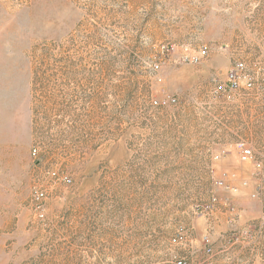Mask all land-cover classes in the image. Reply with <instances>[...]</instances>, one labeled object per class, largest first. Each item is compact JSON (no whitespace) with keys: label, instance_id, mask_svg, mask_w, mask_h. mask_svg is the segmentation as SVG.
<instances>
[{"label":"rangeland","instance_id":"obj_1","mask_svg":"<svg viewBox=\"0 0 264 264\" xmlns=\"http://www.w3.org/2000/svg\"><path fill=\"white\" fill-rule=\"evenodd\" d=\"M240 141L264 161V0H0V264H264Z\"/></svg>","mask_w":264,"mask_h":264},{"label":"built area","instance_id":"obj_2","mask_svg":"<svg viewBox=\"0 0 264 264\" xmlns=\"http://www.w3.org/2000/svg\"><path fill=\"white\" fill-rule=\"evenodd\" d=\"M208 53V47L207 46H202L198 52L197 55L192 56L189 60L192 63H199L201 61V59L206 56ZM234 77V76H233ZM155 103L157 105L160 106H166V105H170V104H174L176 103V98L169 96V97H165L160 101H155ZM239 153H240V160L243 163H251L256 171V176L261 178L262 175L264 174V161L262 159H260L256 152L254 151V148L250 145H248L247 143L240 141L237 143L236 145ZM221 159V155L218 154L215 156V160H220ZM65 181L67 183L70 182V180H68L67 178H65ZM216 185L220 186V187H225V182L223 180H217L216 181ZM259 188H261L259 186ZM37 199L40 200L44 194L41 193H37ZM218 203V198L217 197H211V199L209 200V203L202 205L201 207L197 208V212L199 215L201 216H205L208 215L210 213H212L215 205H217ZM226 204L227 206L230 208L231 213L235 212V207L234 205L229 201L226 200ZM189 238V230L187 229L186 226L180 227L177 231V233L175 234V236L172 238V243L175 245L178 244H182L184 242H186ZM202 242L204 245V251L207 254H212L213 252V248H212V234L206 233L203 235L202 237ZM176 264H191L189 261H187L186 259H179L176 261Z\"/></svg>","mask_w":264,"mask_h":264},{"label":"crops","instance_id":"obj_3","mask_svg":"<svg viewBox=\"0 0 264 264\" xmlns=\"http://www.w3.org/2000/svg\"><path fill=\"white\" fill-rule=\"evenodd\" d=\"M255 229L259 227V229L254 230L255 233L260 234V238L263 237V232H264V226L263 224H259L258 226H254ZM202 231H205V229H201L200 227L196 228L195 231L193 232L192 235V240L191 243L193 245L194 248L197 249V251H200V235L202 233ZM216 237V232H212V240ZM222 238L224 239V241L228 240L230 238V233L228 234V231H225L224 235L222 236ZM204 247H202L203 249ZM205 252V251H204Z\"/></svg>","mask_w":264,"mask_h":264}]
</instances>
